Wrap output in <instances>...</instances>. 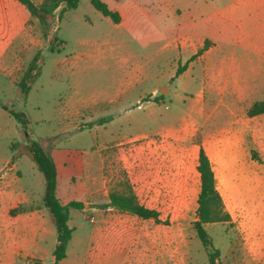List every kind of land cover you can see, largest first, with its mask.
<instances>
[{
    "label": "rangeland",
    "instance_id": "374dc122",
    "mask_svg": "<svg viewBox=\"0 0 264 264\" xmlns=\"http://www.w3.org/2000/svg\"><path fill=\"white\" fill-rule=\"evenodd\" d=\"M103 1L121 13V22L104 16L90 0H79L61 17L63 5L57 8L45 30L18 0H0V177H6L0 192L25 196L23 208H44L45 177L27 152L30 141L42 142L57 163V195L85 203L83 209H70L73 237L67 259L59 264H149L129 247L120 254L98 250L99 205L107 190L127 185L142 204L160 211L162 222L113 212L126 215L125 226L169 235L167 261L154 264H210L193 224L199 218L200 187L193 147L205 142L231 216L205 224L221 250L218 264H264V246L258 244L264 242V113L247 115L255 101L264 100V0L242 13L247 15L243 29L255 35L253 41L219 39L208 55L212 61L242 59L233 65L242 64L250 73L245 94L210 88L202 94L200 60L178 74L195 53L187 43L194 28L178 25L200 22L194 0ZM205 24L199 26L203 34ZM38 55L37 69L26 77ZM245 80L238 82L245 86ZM10 110L24 114L28 123ZM233 112L249 120V130L232 174L226 134ZM14 154L20 157L11 163ZM54 240L49 235L43 245L53 247ZM25 260L18 257L14 264Z\"/></svg>",
    "mask_w": 264,
    "mask_h": 264
},
{
    "label": "crops",
    "instance_id": "0c3cea01",
    "mask_svg": "<svg viewBox=\"0 0 264 264\" xmlns=\"http://www.w3.org/2000/svg\"><path fill=\"white\" fill-rule=\"evenodd\" d=\"M254 2L256 4V0H194L195 12L201 13L199 16L200 22L193 24V26L187 21H182V23L178 24L179 27L194 28L195 32L192 35L193 37L188 38L187 43L189 46L193 47L195 52L194 55L199 53V51H202V53L197 55L194 59L190 58L184 71L181 73L183 74L187 71L192 60L202 61L204 63L203 72L205 76V80L202 82L201 86L202 94L205 93L208 88L216 93L223 94L250 93V73L246 71V67L242 64L233 65L235 62L241 63L242 59H238L235 55H232L230 57H218V59L212 61L209 59L208 55L214 51L219 39L225 41H229L233 38L236 40H243L245 38L244 40L252 41L255 39V35L245 33L246 29L243 28H245L244 22L247 19V15L242 14L243 11ZM201 22H205V25H207L205 34L199 31ZM262 24L264 27V22ZM260 34L261 37L264 38V31ZM262 60H264V51L260 57V61ZM231 79L234 81H231ZM238 79H246L245 86L240 85ZM204 124L205 123H202L201 127H203ZM248 127L249 120L236 118L235 112H233L232 120L230 121L229 129L226 134L227 140L230 143L228 163L231 164L229 165V169H231L230 171L232 174L235 172L234 167L239 158L243 156L242 145L245 141L246 131L249 130ZM202 146L209 156L215 172L213 159L207 151L205 142L194 146L193 148L195 149L189 148L187 152L192 149L196 150L195 166H198L199 153ZM120 152L122 158L126 157L123 151ZM125 152L129 153L130 150ZM187 152L185 153L186 157ZM8 160L9 159H6L7 162ZM14 166L16 165L14 164ZM1 169H3L2 165L0 166V171ZM156 174L158 176L159 172H156ZM150 176L152 179L155 177L153 172L150 173ZM215 176L217 179L216 172ZM4 178L6 177L1 176L0 182H3ZM104 182H106L105 177ZM200 187L198 188L196 200H198ZM109 193L110 191L107 190L104 194V203L102 204L109 202ZM13 195H11L8 190L0 192V264H14L18 260V257L26 259L25 264H35V261H38V264L46 263L48 261L53 264L55 260L53 251L57 244V229L54 230L52 227V223L54 225L55 223L49 209L45 206L43 209L31 208L13 215L11 214V210L26 202L25 196H19L15 199ZM61 200L64 203L69 202L64 201L63 199ZM99 208L96 240L100 253L120 254L122 253V249H125L124 247H129L130 253L135 254L137 257L139 256L140 261L147 262L149 259V264H154L157 261H167L165 257V253H168V247L166 244L169 242V235L167 233L164 235L162 233V235L157 236L154 235L152 231L148 232L143 229H138V227L132 228L125 226V220L122 218L126 217V215L113 212H119V210L112 206H99ZM127 214L128 216L139 217L130 213ZM160 218L162 219L161 213ZM49 235L55 238L53 247H46L43 245V242ZM155 238H162V240H155ZM258 244L264 246V242H259ZM153 254L154 256H150ZM159 256L160 260L158 258ZM67 257L68 249L66 258L59 263L64 262ZM151 257H156V259H150Z\"/></svg>",
    "mask_w": 264,
    "mask_h": 264
},
{
    "label": "trees",
    "instance_id": "16d2710c",
    "mask_svg": "<svg viewBox=\"0 0 264 264\" xmlns=\"http://www.w3.org/2000/svg\"><path fill=\"white\" fill-rule=\"evenodd\" d=\"M18 1L28 9L31 15L39 20L45 30L52 24L57 8L63 5L62 11L60 12L61 17L65 10L77 8L79 4V0H44L42 4H37L34 0ZM90 1L104 16L111 18L115 23L121 22V14L117 10L110 8L106 2L103 0ZM54 40H57L56 36ZM201 53L202 51H199L192 59ZM38 57L39 55L31 61L28 70L25 72L26 77L37 69ZM186 64L178 69V74L184 71ZM21 86L24 91L28 90V85L25 81L21 82ZM5 108L7 109V107ZM10 112L22 124L26 125L28 123L24 114L14 110H10ZM263 113L264 100L255 101L247 111L250 117ZM27 148L28 155L36 163L45 177L46 188L43 195V204L49 209L57 229V244L53 251L55 256L53 264H58L61 260L66 258L68 245L73 236V228L69 224L70 209H83L85 203L81 200H70L68 203H64L57 195L58 167L52 152L47 146H44L42 142L32 140ZM19 157L20 155L14 154L11 163L15 162ZM197 169L200 173L201 180V187L197 200V215L199 218L196 219L193 224L208 254L209 263L218 264L221 250L214 245L213 239L206 229L205 224L229 221L231 216L225 209L224 200L217 186L211 160L203 146L200 148ZM109 199L108 203L100 204L99 206H112L119 211L137 215L142 219H154L158 223L162 222L159 211L142 204L129 185L120 189H112L109 193ZM26 210L27 209L23 208V206H18L11 210V214L14 215Z\"/></svg>",
    "mask_w": 264,
    "mask_h": 264
}]
</instances>
